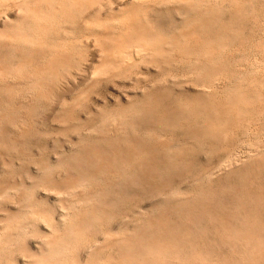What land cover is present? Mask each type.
<instances>
[{"label":"rangeland","instance_id":"rangeland-1","mask_svg":"<svg viewBox=\"0 0 264 264\" xmlns=\"http://www.w3.org/2000/svg\"><path fill=\"white\" fill-rule=\"evenodd\" d=\"M189 1L191 0H77L82 7V11L85 10L84 13L87 12L82 16L86 17V20H83L79 16L82 14L76 10L75 12L79 16L76 15L78 17L77 20V17L74 16L71 20L68 19V21L61 23V28L54 35L52 33V35L55 42L54 47L57 45L63 47V49H55L56 53L50 54L49 58L44 56L46 51L49 55V50L45 47V51V48L40 46L42 44L41 40L36 41L37 44L34 45L35 49L33 51H28L30 53L29 57V54L26 53L27 51L19 50L13 53L11 51L12 46L0 35V41H2L0 42V49L2 50H0V56L1 58H6L4 66L8 68L7 72L16 71L17 67L30 68L35 72H40L39 77L43 82L48 78L46 76L47 72L52 73V90L48 93L44 90L39 92L37 96L31 94L28 97L19 98L16 95V90L20 86L13 83L12 87L15 88L11 89L12 93H9L10 90L6 93L4 92L5 100H9L6 108L11 113L18 112V110L22 112L19 116H22L27 121L28 126L25 127L23 125V128L27 129L29 135L18 145L16 152L12 151V154H8L4 158L0 157V199L2 198L1 196H6L10 190L17 193L16 190L20 189V187L23 189V185L27 191L35 193L34 184H38L36 187L37 196L44 198L45 194L50 195L49 207L51 213L59 219L63 212L66 213L74 211L76 208L78 209V207H75V202L79 200L78 198L82 196L81 194H85V190L79 189L78 191L76 189L80 195L77 198L76 196H69L67 194L70 192L69 189L71 191L75 189L67 185H74L75 182L76 184L82 183L81 179L85 176L88 179L94 176L95 181H98V179H111L116 174L114 163L128 159V154H130L132 149L134 150V147H137V143L140 140L150 143L149 146L152 143H156L152 141L153 138H151V141L148 140L150 139L148 137L150 130H156L159 133L158 129H161L158 127L161 124H156L155 114L158 115L156 118H159L163 117L167 111L173 112L179 108L191 110L190 106L193 110L199 112L203 110V106L196 103L187 105L190 103L186 102H197L200 99L208 100L207 98H210L211 101L217 99L216 101L219 103L225 102L227 96L233 97L242 106L244 105L243 102L239 101L241 98L237 99V96H232L236 93L235 89L240 92L243 90L245 92L243 95L249 98L252 97L253 103L259 105L258 98L254 94L256 90L257 93L255 95L264 99V0H199L203 3L202 7H210L211 15L208 16L206 10L204 11V8L202 9L201 7L199 11L189 13L186 16L179 10L185 9V3ZM8 5L6 8L0 7L2 11V14H0L1 27L4 17L12 16L11 18L14 19L17 17L19 8L15 5V0H9ZM44 6L48 9L47 5ZM100 6V9H103L102 11L98 10ZM92 13L94 14L90 15ZM208 17L213 19L212 25L209 26L210 32L217 39V43H215L216 49L218 51L220 47L222 49L223 63H225L219 76L222 81L215 80L213 88L206 86L214 82H212L214 77L210 79V76H197L201 68H199L200 65L197 64V61L195 62L194 60L193 62V59H196V55L187 56L184 54V50L179 49L180 46L181 48L186 46L187 43L185 41L189 38L182 39L186 40L181 42L178 45V49L173 53L169 52L167 57L166 53L165 57L160 59L136 54L137 63L134 65L128 61L121 60L116 62L115 60L117 55H119L117 46L123 44V41L127 40L126 38L133 39V35H138L140 30L138 32L137 30L141 28L142 24H146L148 20L153 23L163 22L165 28L171 31H176L177 29L176 32H179L181 31L178 29L181 21L186 20V22L191 23L197 18L206 19ZM79 19L82 20L79 21ZM74 21L77 22V25H75ZM79 23L82 25L80 26ZM70 25L71 27L68 28ZM63 26L65 27L63 28ZM73 27L76 31L73 30ZM188 28L184 27L182 30L188 31ZM70 29L75 32L73 33ZM61 31L62 33H60ZM3 32V28L0 29V33L2 34ZM63 32L66 34H63ZM61 35H63L61 39H66L65 36H68L67 39L69 40L67 41L66 39V41L69 44H65V40H60ZM195 39H200L202 43L196 45L197 41ZM204 41L205 37L199 33L196 38H193L192 43L188 44L190 47H187V50L191 53L193 51L196 53L198 47H201ZM61 43H63V46ZM5 49L10 51V54ZM203 52L205 53V50ZM11 53L15 55V58L14 56L9 57ZM14 61L16 63H13ZM8 62L11 64H8ZM202 62L207 63L205 58H202ZM10 65L11 67H9ZM12 65L15 66L13 67ZM131 77L132 79H130ZM165 80L167 82H164ZM251 80H253V83L250 82ZM195 81L198 85H196ZM201 82H203L204 86ZM249 83H251L250 87L245 89L244 86ZM165 85L167 86L165 87ZM243 95L242 98H244ZM15 97H17L16 100ZM1 104L3 105V102ZM43 104L47 106L45 107ZM47 107H50V111H48ZM39 109L43 111L42 114ZM154 109H159L152 115L154 120L142 122L143 125L141 122L139 123L138 119L142 118V114L139 113H149L152 110L154 113ZM258 110L259 108L243 112L241 120L246 121L244 128L251 124L264 134V112L259 113L257 112ZM39 111L42 116L39 114L37 117L36 115H38ZM49 114L51 116L49 119L50 126L48 127L45 126V120ZM127 114H133L132 116H134V119H129V121L131 120L130 123L125 125L124 134L126 135L124 137H127V140L115 146H111L109 143L111 141L109 140L108 142L104 139L105 142L103 143V133L99 131L114 120H123ZM198 118L199 120L195 126L200 130L202 129L201 127H205L207 121L201 116ZM187 124L188 121H184L182 123L183 126L173 128L170 127L172 125L169 123L167 126H162L164 128L162 132L172 136V138L178 137V139H181L186 135L183 129L186 130ZM0 126L2 128L1 132L7 131L10 135L14 134L11 124L3 122ZM42 126L45 127L43 128ZM91 130L93 131L91 132ZM130 131L131 133H129ZM138 131L140 134H138ZM246 131V129H239L237 131L238 138L245 139L248 137L246 139L250 138L249 144H251L246 145L248 147L244 146L245 150L243 148L239 149L238 157L241 162L235 168L228 170V172L217 171L225 157L221 148L222 143L217 142V146V144L215 145V140L211 142L209 139L208 141L214 143L213 149L208 144L200 143L201 145L199 144L196 150L197 153L193 155L195 158L192 156L185 159L186 162L184 161L179 165L178 171L165 173V182L164 179L159 181L156 178L159 183L158 187H135L127 190V195L131 198L129 202H125L114 211L115 217L112 219L111 224L104 219V222L97 221L88 230L83 229L84 231L86 230L83 238H87L92 242L87 243L81 251V255L83 254L82 258L87 259L89 246L92 244L99 245L104 239L105 235L101 232V228L113 227L116 229L119 225L116 231L125 233L127 240L121 241L117 245H107L95 251L93 256H90L93 264H120L123 256L135 252L126 247L129 241H137L139 237L143 240L145 246L157 244L162 247H169L167 249L168 252L163 256L165 259L161 264H257L258 261L251 259V256H256V254L251 253L250 249L255 246L257 241L258 243H264V146L258 148L256 143L259 141V136L256 137L255 134L249 135L250 131H248L249 133L247 132V135ZM99 133H101L100 137ZM144 133L145 137L143 136ZM153 134L150 135L153 136ZM82 136H88V142L80 143ZM119 137H116V139ZM128 140L129 142L133 141V143H129ZM106 141L110 144L109 149L106 147L108 144ZM230 142L223 143L226 145ZM85 143L87 144L85 145ZM7 144L11 145V142L8 141ZM203 145L207 146L203 148ZM83 147L84 151L82 150ZM104 147H106V150L103 149ZM247 148L249 151H246ZM244 153L249 157H246ZM75 156L78 157L75 158ZM243 157L246 159L244 160ZM58 161H62L65 166ZM84 162L83 168L85 169H83V172L80 171L81 169L77 170L80 167L78 165L80 163L84 164ZM90 164H93V167L95 165V168ZM51 165L53 170L50 175L46 167ZM103 168L108 169L100 173V169ZM214 172L215 174H213ZM212 174L213 176H211ZM155 175L157 177L164 174L157 172ZM97 177L98 179H96ZM122 178L114 179L116 180L115 183L127 180L128 176H122ZM89 180L93 181L92 179ZM50 181L53 182V188L48 189L42 185L44 183L49 184ZM201 182L203 184H200ZM165 183L168 185L166 186ZM176 185H180L184 189L192 186H201V191L187 202H174L160 211L156 210L157 201L162 196L163 198L168 196L173 189L172 187ZM115 189L117 188H108L107 191L114 192ZM87 191L89 192L91 189H87ZM159 192L164 194H159ZM59 195L62 196L58 198ZM197 197L201 198L198 199ZM65 202L67 203L65 204ZM61 207H65L64 211ZM145 207L150 211L146 219L141 218V221H139L138 219L127 217V213L137 216ZM20 209H25V207L14 200L8 201L3 204L2 208L0 207V232H3V228L8 222L7 220ZM224 214L227 216L223 217ZM253 224H255L254 228L247 235L245 228ZM61 226H63L61 227L62 232H67L69 230V221H66V224L62 223ZM40 227L43 232H49V228L45 226L44 222H41ZM24 228L29 233L25 239L26 246L36 250L33 252H37L38 248L41 247L40 242L43 241V238L37 236L38 231L35 233L34 228H28L27 224ZM96 230L98 231L96 232ZM166 232L168 236L186 233L185 239L187 238L190 242L175 245L177 249L174 252L170 249V243L165 239V236H167L165 235ZM96 240H98L97 243ZM19 243V241H15V245L4 243L0 246L2 264H14V262L16 264H33V262L29 263L30 259L21 251ZM190 243H193V249L190 248ZM135 249L139 251L138 243ZM139 252L136 253L138 254ZM96 254H99L97 257L101 258L100 261L94 260ZM65 255V261L67 262L71 255L69 252L65 253ZM141 260H147L149 264H155L150 259V256ZM66 264H71V262ZM259 264H264V260L260 259Z\"/></svg>","mask_w":264,"mask_h":264},{"label":"bare ground","instance_id":"bare-ground-1","mask_svg":"<svg viewBox=\"0 0 264 264\" xmlns=\"http://www.w3.org/2000/svg\"><path fill=\"white\" fill-rule=\"evenodd\" d=\"M8 4H9V0H0V7L6 8L9 6ZM107 4H104V5H107ZM15 5H17L19 8V10L17 11V17L15 19L11 18L12 16L4 17L3 25H2V27L0 26V29L3 28L4 32L2 34L0 33V35L3 37V39L6 42H8V44H10L12 46L11 51H13V53L17 52L19 50H23V52L27 51L26 53H28V51H33L35 49L34 45L37 44L36 41L41 40L42 44L40 46L42 48L46 47L49 50V55H48L46 48H45L46 52L44 53V56H47V58L50 57V54L56 53L55 49L56 50H59V49L62 50L63 49V47H59L57 45L54 47L55 42H54V37H53V35L56 33V31L61 28V23L68 21V19L71 20V18H74V16L77 15L75 12L76 10H78V12L82 14V15H79L80 17H82L83 15H85L87 13V12L84 13L85 10L82 11V7H81V5H79V2H77V0H15ZM44 5H47L48 9H46ZM175 5H178V4H175ZM202 5H203V3L199 0H191L187 3H185V9H182L179 11L181 13H184L186 16H188L189 13H195L196 11H199V9L202 7ZM100 8H101V6L98 7V10ZM111 8L113 9V7H111ZM203 8H204V11L206 10V14L208 16H210L211 15V11L209 9L210 7L209 6L208 7H202V9ZM109 9H110V6H109ZM102 10L100 9V11H102ZM95 11H97V10H95ZM1 12L2 11L0 10V14H2ZM93 14L94 13H92L90 15H93ZM184 14H181V15H184ZM78 17L76 18V20L78 19ZM85 18L82 17L83 20ZM82 19H79V21ZM212 22H213V19L211 17H208L206 19L197 18L194 22H191V23L186 22V20L185 21L183 20L179 24V28H178L181 31L176 32L177 29H176V31L175 30L171 31V30L165 28V26H164L165 24L163 22L162 23H159V22L153 23L152 21L148 20V22L146 24H142L141 28H139L137 30V32L140 30L138 35H133L134 36L133 39L132 38L131 39L126 38L127 40H124L123 44H120L117 46L118 47L117 49H119V55L116 54L117 57L116 58L113 57V58H115L116 62H119L121 60L122 61H128L130 64H133V65L137 63V60L135 59L136 54L137 55L142 54L143 56H150V57H153L154 59L155 58L160 59L162 57H165V53H166V57H167L169 52L173 53L175 50H177L178 45H180L181 42H184L186 40V39L185 40H182V39L189 38L185 41L187 43L186 46L183 48H181V46H180L179 49L184 50L183 52L187 56H190V55L195 56L196 55V59L194 58L193 62H194V60H195V62L197 61V64L200 65L199 68H201V69H199L200 71H198L197 76H204V77L210 76V79L214 77L212 80V82L213 81L214 82L206 86L208 88H213L215 86L214 85L215 80H221V79H219V76L222 72L223 65H225V63H223L224 57H223L222 52H221L222 49H221V47L219 48V51L216 49L215 43H217V39L215 38V35L212 34V32H210L209 26L212 25ZM67 23H69V22H67ZM83 23H84V21H83ZM79 24H80V26L82 25L81 23H79ZM75 25H77V22H75ZM64 27L65 26H63V28ZM70 27H71V25L68 28H70ZM184 27H186V28L189 27L188 28L189 30L183 31L182 28L184 29ZM73 30H75L74 27H73ZM73 30H71V31H73ZM75 31H73V33ZM52 33H53V35H52ZM60 33H62V31ZM64 33L65 32H63V34ZM199 33L205 37V41L203 42V45L201 47H198L196 53H194V51H193V53H194L193 54L187 50V47H190V45L188 46V44L192 43L193 38H196V35H198ZM62 37H63V35H61L60 40L61 41L65 40L64 43L66 42L65 44H67L68 43L67 41L69 40V39H67L68 36H65L67 41L64 38L61 39ZM195 40L197 41L196 45H198V43H200V44L202 43L200 41V39H198V40L195 39ZM0 42H2V41H0ZM62 44L63 43H61V45ZM230 44H231V42H230ZM19 48H21V49H19ZM5 50L8 51L7 49H5ZM204 50H205V53L203 52ZM186 51H188V52H186ZM9 52L10 51H8V53ZM9 54H7V55H9ZM28 54L30 57V53H28ZM180 54L182 55V53H180ZM4 55H5V53H4ZM7 55H6V57L8 60ZM11 56H14V58H15V55L14 54L12 55V53L9 57L11 58ZM114 56H115V54H114ZM26 58H28V57H26ZM186 58H188V57H186ZM202 58H205V61H207V63H205V62L203 63ZM5 59H6L5 57L1 58V56H0V107L2 108V109L0 108V125L3 122L11 124L12 129L14 131V134L10 135L9 133H7V131L4 133L1 132L2 128L0 126V157L1 158H4L8 154H12L13 152H16L15 150L18 147V145L25 139V137H27V135H29V133L27 132V129L23 128V125L25 127L28 126L27 121L22 116H19L20 113H22V112L18 110V112L11 113V111H8V109L6 108V107H8L9 100H5V98H6L5 93L8 92L9 90H10L9 93H12L11 89L15 88V87H12V83L17 84V86H20L19 89L16 90V92H17L16 95H18L19 98H25L31 94L34 96H37L38 93L41 91L46 90V92L48 93L52 90V85H51L52 73L47 72L46 76L48 78H46L45 81L43 82L42 79L39 77L40 72H35L30 68H19V67H17L16 71L11 70V71L7 72L8 68L6 66H4V60ZM141 60H142V58H141ZM5 62L7 63V61H5ZM13 63H16V62L14 61ZM46 63H47V61H46ZM8 64H11V63L8 62ZM115 64L118 65L117 63H115ZM116 65H114V66H116ZM159 65H160V63H159ZM12 66L14 67L15 65H12ZM9 67H11V65ZM52 68H51V70H52ZM140 75H142V74H140ZM239 76H240V74H239ZM130 79H132V77ZM207 80H208V78H207ZM167 81H168V79H167ZM167 81L165 80L164 82H167ZM204 81L206 83L205 79H204ZM250 82L253 83V80H251ZM201 83L203 84V82H201ZM250 84L251 83L247 84V86H244V85L243 86L246 89V88L250 87ZM196 85H198L197 82H196ZM218 85H219V83H218ZM166 86L167 85H165V87ZM203 86H204V84H203ZM218 91H219V89H218ZM235 92H236L235 95H232V96H237L236 97L237 99L241 98V99H239V101H242L244 105H242V106L239 105L238 101H235V99L233 97L227 96V100L225 102H219V103H218V101H216L217 99H215V101H211L210 98H207L208 100H205V99L201 100L200 99V100H197V102H186V103H190L187 105H192V104L196 103V104H199L200 106H203V110H201L199 112H196L190 106L191 110L179 108L178 110H174L173 112L167 111L164 113L163 117H159V118H156L158 115L155 114L159 109H154V113H153V110L150 111L149 113H147V112L139 113V114H142V118L138 119L139 123L140 122L145 123L147 121H150L151 119L154 120L152 115L155 114L154 117H155V120L157 122L156 124H158V123L161 124V125H158V127L161 128V129H158L159 133H157L156 130H150L149 134L147 132L148 137L150 138L148 140L151 141V138H153L152 141H154L156 143H152V145L149 146L150 143H146L145 141L140 140L137 143V147H134V150L132 149L130 154H128V159L126 158L124 161L119 160V161L114 163L115 164L114 170H116L115 171L116 174L111 179H109V178L105 179L106 178L105 177L104 178L105 180H103V179L101 180V179H98V177H97L96 179H98V181H95L94 176H93L92 178H89V179L93 180V181H91L88 178H86L87 176H85L81 179L82 183L76 184V182H75L74 185L73 184L67 185V186H72L75 189L73 191H71V189H69L70 192L67 193L69 196H76V198H77V196L80 195L78 193L79 189L85 190V194L84 193L81 194L82 196H80L78 198L79 200L77 202H75L76 206L75 205L74 206L78 207V209L76 208V210H74V211L68 210L69 212H66V213L63 212L60 215L61 218H59V219H58V217L57 218L54 217L53 213H51V210L49 207V205H50L49 196L50 195L45 194L46 196L44 195L45 196L44 198H42V197L40 198V196L39 197L37 196L36 187L38 184H34L35 193L33 191H31V192L27 191L25 189L24 185H23V189H22V187H20V189L16 190L17 193L12 192L10 190L9 193L6 194V196H1L2 198L0 199V207L2 208L3 204H5L8 201L14 200L16 203L22 204V206L25 207V209H20L19 211L15 212V214L7 220L8 222L4 226L3 232H0V246L3 245L4 243L10 244V245H15V241H19L20 242L19 246L21 248V251L23 253H25L26 256L30 259L29 263L33 262V264H66L69 262H71V264H93V262H92L93 260H90V256H93V253L95 251H97L101 248H104L107 245H112V244L117 245L121 241H126L127 240L126 234L123 232H120V231H116V229L119 225L116 227V229L113 227L101 228V232L104 233L105 237L99 245L98 244H92L91 246H89V250H88L89 255L87 256V259L82 258L83 254L81 255V251L85 248V245H87V243H90L92 241L88 240L87 238H83V235H85L86 230H88V228H92L97 221H103L105 219V220L109 221V224H111L112 219L115 217L114 211L118 207L122 206L125 202H129V200L131 198L130 196L127 195L128 194L127 190H129L131 188H135V187H137V188H144V187H149V186L158 187L159 183H158L156 178H158L159 181L164 179V182H165V173L178 171L179 165L184 161L186 162L185 159L190 158L197 153L196 150H197L200 143L202 144V142H203V144H208L211 146V147L210 146H208V147L212 148L214 143H211V142H213V140H215L214 141L215 145L217 144V142L222 143L221 148L223 149V152L225 154V157L221 161L220 166L217 168V171L220 170V171L228 172V170L235 168V166H238L239 163L241 162V159L238 157V152H240L239 149L243 148L244 146L249 144L250 138L249 139H246L248 137H246L245 139L238 138L237 131L239 129H246L247 130L246 134L248 131H250L249 135L255 134L256 137L259 136L258 137L259 141H258V143H256L257 147L261 148L262 146H264V134H263V132L262 131L260 132L257 128L255 129V127H253V125H251V124H248L247 127L244 128L246 121L241 120L243 117V112H245V111H250V110L252 111L254 109L257 110L259 108V110L257 112H259V113L264 112V99H263V97H261V96L258 97V95H255L257 93L255 90L254 96L258 98L257 101L259 103V105H255L253 103L252 97L249 98L248 96L243 95V94H245V92L243 90H242V92H240V91H238V89H235ZM242 95L244 96V98H242ZM200 97H201V95H200ZM16 98L17 97H15V100H16ZM187 99H188V95H187ZM30 101H28V102H30ZM2 102H3V105L1 104ZM26 104H28V103H26ZM138 105H136V106H138ZM44 106L46 107L47 105H44ZM44 106H42V107L45 108ZM47 109H48V111H50V107L49 108L47 107ZM47 109H45V110H47ZM39 110L41 111V109H39ZM40 111H39L38 115H36L37 117L39 116ZM42 112L43 111H41V114H42ZM44 113H45V111H44ZM123 113H124V111H123ZM41 114H40V116H42ZM132 115L127 114V116L123 120H114L112 123H109L108 125L105 126V128H103L101 131H99V132L103 133V138H102L103 143L105 142V140H107V141L109 140V141H111V142L108 141L111 144V146H115V145H119L121 142H124V140L126 141L127 137H124L126 135V134H124L125 133L124 129H126L125 125H128L127 123H130V121L132 119H134L133 118L134 116H132ZM257 115L259 116V114H257ZM33 116H35V115H33ZM50 116L51 115L49 114L46 117V120H45L46 125L45 126H48V127L50 126V122H49ZM199 116L203 117L205 119V121H207L205 127H201L202 129H200V130L198 129L197 126H195V124L199 120V118H198ZM262 117H263V115H262ZM129 119H131V120L129 121ZM203 120H202V122H203ZM184 121H188L186 130L183 129L184 134H186L187 136L183 135L184 136L183 138L178 139V137L172 138V136H170V135L168 136L166 134H163L162 130L164 128H162V126H165V125L167 126L170 123L172 125L170 127L176 128L177 126H183L182 123ZM39 123H37V124H39ZM143 123H142V125H143ZM36 125H35V127H36ZM39 125H41V124H39ZM131 125H134V124H131ZM198 126H200V125H198ZM103 127H104V125H103ZM132 128H135V127H132ZM136 130L134 131V135H135ZM48 131H49V129H48ZM51 131H52V129H51ZM92 131L93 130H91V132ZM101 133H99V137H100ZM129 133H131V131ZM138 134H140L139 131H138ZM150 134H153L154 137L156 135V137L154 138ZM120 135H121V137H119ZM143 136L145 137V133ZM116 137H119V138L116 139ZM120 138H122V139H120ZM113 139H115V140H113ZM209 139L211 142L208 141ZM88 140H89L88 136H82V138L80 139L79 142L84 143L86 141L88 142ZM102 140H99V141H102ZM252 140H253V136H252ZM252 140H251V142H253ZM8 141L11 142V145L7 144ZM128 142H129V140H128ZM223 142H225V143L230 142V143L225 145ZM232 142H233V144H231ZM109 143L106 146L107 149H109L108 148L110 146ZM129 143L132 144L133 141H131ZM86 144L87 143H85V145ZM72 145H73V143H72ZM122 145L124 146V144H122ZM215 145H214V147H215ZM204 146H207V145H203V148H204ZM217 146H218V144H217ZM106 147H104L103 149H105ZM246 147H248V146H246ZM252 147H254V146H252ZM68 148H70V147H68ZM111 148H114V147H111ZM82 150L84 151V147ZM215 150H217V149H215ZM250 150H252V149H250ZM259 150H258V152H259ZM218 151H219V149H218ZM220 151H222V150H220ZM246 151H249L248 148ZM260 151H262V150H260ZM251 152H253V151H251ZM247 154H248V152H247ZM247 154H245L246 157H249ZM262 154H263V152H262ZM76 157H78V156H75V158ZM199 157H201V156H199ZM66 159H67V157H66ZM66 159H65V161H67ZM243 159H244V157H243ZM74 160H76V159H74ZM96 160H98V159H96ZM58 162L63 163L62 161L61 162L58 161ZM68 162H66V163H68ZM261 164H262V162H261ZM63 165L65 166L64 163H63ZM84 165H85V162H84V164L80 163V165H78L80 167H78L77 170L81 169L80 171L83 172V169H85V168H83ZM90 165H92V167H93V164H90ZM59 167H60V165H59ZM93 168H95V165ZM243 168H245V167H243ZM90 169H92V168H90ZM107 169L106 168L100 169V173H103V171L105 172ZM46 170L49 171L50 172L49 174L51 175V172L53 170V166L51 165L50 167H46ZM86 170H88V169H86ZM157 172H162L164 175L156 177L155 173H157ZM73 173H74V171H73ZM213 174H215V172ZM213 174L211 176H213ZM122 176H124V177L128 176V179L123 180L119 183H115L116 180H114V179H119V178L123 179ZM214 177H215V175H214ZM200 184H203V182H201ZM42 185L44 187L46 186L48 189L54 187L53 182H51V181L49 182V184L44 183ZM165 185L167 186L168 184L165 183ZM180 185L173 186L172 187L173 189L168 196H165L164 198L162 196L160 198V200L157 201V209L156 210L160 211V210H162V208H164L166 206H170L171 203H174V202H180V203L187 202L190 200V198L197 196L201 191L200 190L201 186H199V187L198 186H194V187L192 186V187H188V188L184 189L181 187L182 185L181 186ZM39 186H41V185H39ZM86 188L89 190L91 189V191L86 192V190H87ZM108 188H110V189L111 188H117V189H115L114 192H108L107 191ZM48 189H45V190H48ZM76 189H78V191ZM23 191H25V193H23ZM159 194H164V193L159 192ZM60 196H62V195H59L58 198ZM65 197H67V196H65ZM204 197H207V196H204ZM200 198H198V199H200ZM66 203L67 202H65V204ZM64 208L65 207H63L62 210ZM141 211L137 216H134V215L132 216V215L127 213V217H129V218L131 217L133 219L135 218V219H138L139 221H141V218L146 219L150 214L149 209H147L146 207L142 212ZM226 216H227L226 214L223 215V217H226ZM6 217H8V216H6ZM66 221H69V230H71V231L67 230V232L66 231L62 232L61 227H63V226H61V224L62 223L66 224ZM41 222L45 223V226H47V228H49V230L47 229L49 232H43L41 230V227H40ZM26 224L28 225V228H34L35 233L38 231L37 236L43 238L42 239L43 241L40 242L41 247L38 248L37 252H33L36 250H32L31 248H28L26 246L25 239H26L27 235L29 234L26 232V228H24ZM38 226H39V229H38ZM253 226H255V224H253L251 226H247L245 228V230L247 231V233H246L247 235L249 234V231H251V229L254 228ZM81 228H82V230H81ZM83 229H86V230L84 231ZM98 230H96V232ZM185 234L181 235V233H177V235L171 234V236H168L167 232L165 233V235H167V236H165L166 237L165 239L170 243V245H171L170 249L171 250H173L175 252V249H177L175 245H178L179 243L190 242L187 238L185 239ZM89 235H91V234L89 233ZM94 236L96 237V235H94ZM94 236H93V238H94ZM97 241L98 240H96V243H97ZM125 243H127V242H125ZM137 243L139 245V251L141 253L135 249ZM189 246L191 249H193V247H192L193 243H190ZM5 247H8V246H5ZM126 247L129 249H132V251H135V252L128 253V255L126 254V256H123L121 258L120 264H149L147 262V260H141L147 256H150V259L155 264H161V262H163L165 259L163 256L168 252L167 249L169 248L168 246L162 247L161 245H157V244L145 246L143 240H141L140 237L138 238L137 241L136 240L133 242L129 241V243ZM250 251H251V253L256 254V256H251V259H255V261H258L257 264H259L260 259L264 260V243L263 242L258 243V241H257L255 243V246L252 249H250ZM68 252L70 253L71 257H69V260L66 262L65 261V259H66L65 253H68ZM136 252H139V253L137 254ZM257 254H260V255L257 256ZM193 255H194V252H193ZM1 256H2V252H1V247H0V259H1ZM95 256H96V258H94V260H97V261L101 260V258L97 257V256H99V254H96ZM176 259H178V258H176ZM158 261H160V262L158 263ZM0 264H2L1 260H0ZM14 264H16V263L14 262Z\"/></svg>","mask_w":264,"mask_h":264}]
</instances>
